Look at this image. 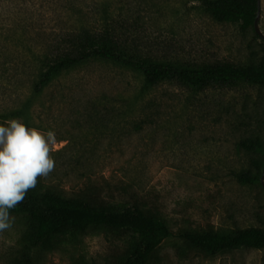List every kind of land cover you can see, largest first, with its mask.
Instances as JSON below:
<instances>
[{
	"label": "rangeland",
	"instance_id": "rangeland-1",
	"mask_svg": "<svg viewBox=\"0 0 264 264\" xmlns=\"http://www.w3.org/2000/svg\"><path fill=\"white\" fill-rule=\"evenodd\" d=\"M260 4L264 34V0ZM107 15L132 23L124 27L133 42L159 60L264 58L256 31L216 21L201 0H0V125L17 119L55 132V169L43 178L50 188L67 196L91 189L111 202L158 208L173 233L162 243L161 264H264V248L216 256L182 255L176 248L183 227L264 228L263 186L236 178L262 157L241 143L264 141V86L193 90L167 80L141 96L139 73L91 63L34 92L47 47L80 23L98 25ZM10 217L11 228L0 232V264L24 228L21 215ZM123 247L118 234L91 231L80 248L49 254L41 264H72L73 254L105 264Z\"/></svg>",
	"mask_w": 264,
	"mask_h": 264
},
{
	"label": "trees",
	"instance_id": "trees-1",
	"mask_svg": "<svg viewBox=\"0 0 264 264\" xmlns=\"http://www.w3.org/2000/svg\"><path fill=\"white\" fill-rule=\"evenodd\" d=\"M204 9L219 22L252 28L258 0H201ZM112 17V16H111ZM100 24L80 23L63 33L43 54L42 67L33 87L38 94L64 73L91 63L108 64L137 72L142 77L139 95L158 83L173 80L193 90L212 85L231 86L241 82L264 86V58L246 63L217 60L179 63L154 58L141 51L132 39L125 19L103 17ZM256 37H260L256 33ZM264 43V42H263ZM126 104L132 105L129 99ZM241 145L262 157L252 159L253 170L236 174L243 184H261L264 168V141L250 138ZM23 218V231L6 264H41L49 254L83 245L91 231H111L124 243L123 250L105 264H161L162 243L173 236L169 222L156 207L146 203H118L87 189L67 196L38 178L23 202L10 215ZM177 251L182 255L201 252L216 256L240 248L263 249L264 228L248 226L229 231L214 228H182L177 235ZM72 264H90L82 254L71 256Z\"/></svg>",
	"mask_w": 264,
	"mask_h": 264
},
{
	"label": "clouds",
	"instance_id": "clouds-1",
	"mask_svg": "<svg viewBox=\"0 0 264 264\" xmlns=\"http://www.w3.org/2000/svg\"><path fill=\"white\" fill-rule=\"evenodd\" d=\"M0 125V232L12 226L10 210L36 187L38 178L55 169L50 155L56 146L54 131L28 128L17 119Z\"/></svg>",
	"mask_w": 264,
	"mask_h": 264
},
{
	"label": "water",
	"instance_id": "water-1",
	"mask_svg": "<svg viewBox=\"0 0 264 264\" xmlns=\"http://www.w3.org/2000/svg\"><path fill=\"white\" fill-rule=\"evenodd\" d=\"M260 16H261V4H260V0H258L257 13H256V17L254 20V29H255L256 33L264 40V34L261 31L260 26H259ZM261 184L264 188V168H263V173L261 176Z\"/></svg>",
	"mask_w": 264,
	"mask_h": 264
}]
</instances>
